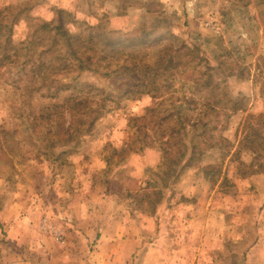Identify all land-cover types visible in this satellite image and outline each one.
<instances>
[{
  "label": "rangeland",
  "instance_id": "1",
  "mask_svg": "<svg viewBox=\"0 0 264 264\" xmlns=\"http://www.w3.org/2000/svg\"><path fill=\"white\" fill-rule=\"evenodd\" d=\"M58 9L91 70L62 38L38 55ZM263 202L264 0H0V264L19 219L61 247L126 219L158 264H249Z\"/></svg>",
  "mask_w": 264,
  "mask_h": 264
},
{
  "label": "crops",
  "instance_id": "2",
  "mask_svg": "<svg viewBox=\"0 0 264 264\" xmlns=\"http://www.w3.org/2000/svg\"><path fill=\"white\" fill-rule=\"evenodd\" d=\"M129 229V222L126 219L111 224L106 222L103 223V228L99 229L101 238L96 240V244L91 245L87 238L81 236L69 240L61 247L48 235L41 233L35 223L13 220L11 244L14 254L11 256V264H138V261L158 264L161 256L158 253V246L145 243L140 234H131ZM79 245L90 246L92 250L79 254L77 249ZM262 246L264 237L261 234L252 246L255 248L250 249L249 264L256 258V248ZM20 249L25 253L20 255ZM257 256L261 258V255Z\"/></svg>",
  "mask_w": 264,
  "mask_h": 264
},
{
  "label": "trees",
  "instance_id": "3",
  "mask_svg": "<svg viewBox=\"0 0 264 264\" xmlns=\"http://www.w3.org/2000/svg\"><path fill=\"white\" fill-rule=\"evenodd\" d=\"M57 13H59V16H58V18H57V21H56V23H55V25H52V24H50V23H47V22H44V23H42L39 27H38V29H37V31H39L40 30V32L41 33H45V34H47L46 35V38L48 39V37L51 39V42H50V44H48L46 47H43V48H41L40 49V51L38 52V55H43V54H45V53H53L54 51H56V46H57V44L59 43V39H63V41H64V44L66 45V46H68V51L70 52V54L72 55V58L78 63V69H89V68H87V67H84V66H82V61H81V57L79 56V54L81 53V48H83L84 46H82V45H79L80 46V49L81 50H76L75 49V47H74V43H71V42H69L68 41V38H66L65 36H66V33L64 32V29H63V20H62V18H61V16H60V14L62 15V14H64V15H67L68 13L66 12V11H64V9H58L57 10ZM159 15V14H158ZM91 28H94V29H97V30H99L101 33V36L103 35V38H102V40H104L105 41V43H104V45H106L108 42H109V39H108V36H107V34H109V33H111L112 31H107V28H105L104 26H102V25H100V24H96V25H93V26H89L88 27V30H90ZM139 30H141L142 32L141 33H143L145 36H143V37H140V39L141 40H144L146 37H147V35L148 34H150L151 33V31H146L145 32V28L143 27H139L138 28ZM88 37L89 38H91V32H89L88 33ZM45 39V37L43 38V40ZM31 42V43H30ZM29 42V46H26V49L28 48V49H30L31 51H33V53H35L36 52V46H35V42L34 41H30ZM28 43V42H27ZM87 46H88V43L86 44ZM93 45H94V51L96 52V51H101V49H99L98 50V46H100L99 45V43H93ZM22 47V46H21ZM101 48V47H100ZM87 50H89V47H87L86 48ZM57 51H59V50H57ZM15 52H17V50L15 51ZM41 63V62H40ZM42 64V63H41ZM39 65V64H38ZM125 69H127V67H125ZM89 70H91V69H89ZM128 70V69H127ZM58 106H55L54 105V108H57ZM49 118V117H48ZM50 120V119H49Z\"/></svg>",
  "mask_w": 264,
  "mask_h": 264
}]
</instances>
